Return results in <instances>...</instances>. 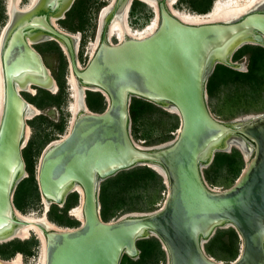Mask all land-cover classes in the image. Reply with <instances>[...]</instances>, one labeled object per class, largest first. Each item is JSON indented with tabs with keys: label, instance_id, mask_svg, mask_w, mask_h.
<instances>
[{
	"label": "water",
	"instance_id": "95a60500",
	"mask_svg": "<svg viewBox=\"0 0 264 264\" xmlns=\"http://www.w3.org/2000/svg\"><path fill=\"white\" fill-rule=\"evenodd\" d=\"M128 1L117 0L113 18ZM152 1L161 19L154 32L142 38L127 35L116 43L102 39L85 67L79 64L74 37L54 22L75 0H38L10 12L1 54L0 242L16 238L17 230L29 223L14 206V191L25 172L23 148L32 105L21 88L57 89L42 54L29 41L46 36L65 46L79 90L101 92L108 100L104 111L94 112L86 104L87 93L79 92L87 109L40 159L37 180L48 202L62 206L70 193L79 192L76 185L84 192L81 225H39L46 238V264H121L124 255L138 256L139 240L150 236L163 244L168 264H264V114L222 121L210 109L207 90L214 65L235 68L239 63L233 56L240 48L264 46V6L233 20L193 24L171 12L170 0ZM134 97L170 106L179 115L173 141L156 147L135 142ZM246 146L253 153L236 181L224 190L210 188L202 164L217 152ZM141 165L165 177L163 205L104 220L102 181ZM227 226L236 229L242 242L237 258L225 263L209 255L205 243Z\"/></svg>",
	"mask_w": 264,
	"mask_h": 264
},
{
	"label": "rangeland",
	"instance_id": "374dc122",
	"mask_svg": "<svg viewBox=\"0 0 264 264\" xmlns=\"http://www.w3.org/2000/svg\"><path fill=\"white\" fill-rule=\"evenodd\" d=\"M107 1L108 0H75L73 6L62 15V18H54V22L62 30L69 33H81L80 42L77 44L78 60L81 67H85L90 61L91 55L88 54L90 51L89 48L91 47L90 43L97 39L100 25V13ZM215 1L216 0H213L212 2V8ZM16 2L18 4L16 6L18 9H24L26 8L24 6H27L30 3V0H17ZM9 3L10 0H0V38L4 28L11 20V14L8 12ZM204 6H206V3L199 0H178L175 5L178 9L198 13H200L198 10L200 8L203 10ZM154 16H156V13L150 4L144 1L134 0L131 6V11L128 14V22L130 23V26L134 28H144L154 19ZM29 40L42 54L44 62L56 79L58 86L57 89L36 87L34 85L21 88L22 95L28 100V102L39 108V111L31 115V117L29 116L27 120L26 139L23 148L25 172L18 180L14 191V206L17 213L21 212L36 216H41L43 213H46L45 215H47L48 219L55 223L59 228H75L82 224V220L79 217L72 215L71 210L73 209V206L71 207L68 205V199L70 197H73L74 199L77 195L80 198V193L77 191L70 193L66 202L62 206L57 204L59 208L62 209L58 211L55 207V203H46L44 201L37 180L38 167L42 154L52 142L60 140L68 132V125L72 119V113L69 111V107L70 103L73 101L74 92L72 91L73 85L70 83L69 79L71 74L70 62L68 55L65 52L66 50L57 40L49 38H29ZM112 41L117 42L115 37L112 38ZM236 53L233 56V60L238 62L239 65L234 69L248 72L250 67L249 53H245L239 58H236ZM217 65L219 64L214 65V69L208 77V82ZM255 82L256 81H250V79L247 78L222 82L215 89L213 97L208 93L209 106L214 116L222 121L231 122L235 119L246 116L264 114V82L261 86ZM62 86L65 87V91H63ZM40 89L43 90L41 98L38 96ZM83 91L87 94L89 93V90L86 91L85 89H81L80 93ZM48 93L58 96L55 103L45 102L46 104L43 108H40L33 103L36 96L40 98L41 101L42 99L47 100ZM60 98L63 99L62 103L60 102L61 104H59L58 101ZM134 100L135 99L133 98V103ZM107 105L108 100L104 95L103 107H107ZM88 108L92 110L89 106ZM131 120L133 138L137 144L143 147H156L173 141L177 137L181 125L179 115L176 114L170 106H162L158 104H155V108L153 109L148 107L143 108L138 113L137 120L134 121L133 118ZM62 125H64V130L60 131V126ZM248 146L241 149L233 147L230 151L232 152L236 148L242 153L244 162L243 164L237 162V165L240 164L241 166H246L249 157L253 153L251 147L248 148ZM139 167H145V165L136 166L129 170L132 171ZM202 170L208 186L214 190L227 189L237 179V176L234 175L235 172L232 169H229L228 166L216 165L215 160L213 159L208 163H203ZM147 176L149 175L146 172H143L138 176H131L128 186L122 190L119 198L112 203L109 209L108 218L103 219L107 221H115L128 214L147 213L160 208L165 202L168 194V186L165 177L161 175L164 179L163 182L165 185L162 186L159 182H156L155 179H147ZM112 177L103 180L101 188L102 184ZM51 216H53L56 221L53 220ZM229 228L231 227L227 226L218 228L211 239L205 243L207 253L225 263L233 261L234 256L232 255L236 253L229 249L230 246L232 247L230 234H224L221 242L214 241V244H212L211 241L219 231H227ZM34 238L38 240V244L32 248L33 253H30L29 249L20 252L23 264H41L42 240L34 233L27 238H14L20 241H27ZM150 239L160 241L155 236L139 240L138 246L141 250L139 255L136 257L124 255L121 264H168V255L163 248L161 241L160 248L157 244L151 248V252L143 255L144 247L147 246L148 240ZM9 241L0 242V250L4 249V245ZM241 242L242 241L239 237L236 243L238 253L241 249ZM0 257L3 258L1 255Z\"/></svg>",
	"mask_w": 264,
	"mask_h": 264
},
{
	"label": "trees",
	"instance_id": "16d2710c",
	"mask_svg": "<svg viewBox=\"0 0 264 264\" xmlns=\"http://www.w3.org/2000/svg\"><path fill=\"white\" fill-rule=\"evenodd\" d=\"M202 1L203 3H206V6H204L203 10L200 8L198 11L200 13H205L210 11L212 9V2L213 0H199ZM245 53H249V70L248 72H242L239 70H236L232 67H229L224 64H219L217 65L215 71L211 75L209 82L207 84V90L210 96H214L215 94V89L222 83V82H229V81H235V80H242V79H250V81H256L255 83L260 85L264 82V46L261 45H252L248 44L240 48L237 53H236V58H239L240 56L244 55ZM63 87V86H62ZM63 91H65V87H63ZM41 92V94H40ZM48 99H42L41 101V96L43 95V90H39L38 98L37 96L34 98V102L38 107L43 108L44 105L46 104L45 102H51L55 103L57 101L58 96L53 95L51 93H48ZM134 103L132 102L131 104V118L134 119V121L137 120L138 113L143 109V108H155V104L153 102L147 101L142 98H137L134 97ZM59 104L62 103L63 99L60 98ZM86 101L88 106L96 112H101L106 109V107H103L104 104V95L101 92L98 91H89V93L86 96ZM133 101V100H132ZM61 102V103H60ZM178 118V116H177ZM35 124V122H34ZM64 130V125L60 126V131ZM215 164L218 166H228L229 169H232L235 172V176L237 178L240 176L242 173L243 169L245 168L244 166H241L240 164L237 165V162L243 164L244 159L243 155L238 149H234L232 152H218L214 158ZM146 172L149 176L146 178L149 179H155L156 182H159L162 186L164 185V179L163 177L156 172L153 168L151 167H139L135 168L132 171H121L118 173L117 176L112 177L105 181L102 184L101 188V203H102V217L104 219H107L109 216V209L114 203L117 198L121 195L122 190L128 186L131 176L133 175H141V173ZM77 195V194H75ZM80 198L78 195L73 199V197L68 199V205L75 207L79 203ZM55 207L58 211L62 210L59 208L57 204H55ZM53 220L56 221V219L51 216ZM224 234H230L231 236V241H232V247L230 246L229 249L233 250L234 253L232 256H234L233 260L237 258L239 255L238 253V248L236 247L237 240L239 239V234L236 231L235 228L231 227L227 231H219L215 237L212 239V244L213 242L218 241L221 242L223 239ZM157 241V243H156ZM148 240V244L146 247H144V252L143 255L146 253H149L152 251V247L158 244V247H161V243L158 240ZM226 242V241H225ZM38 244V240L34 239H29L27 241H20V240H11L4 245V249L0 250V255L5 258V259H10L13 258L17 253L24 252L27 249H29L30 253H33L32 248H34ZM227 244V243H224Z\"/></svg>",
	"mask_w": 264,
	"mask_h": 264
},
{
	"label": "bare ground",
	"instance_id": "6f19581e",
	"mask_svg": "<svg viewBox=\"0 0 264 264\" xmlns=\"http://www.w3.org/2000/svg\"><path fill=\"white\" fill-rule=\"evenodd\" d=\"M16 1L17 0H10L9 6H8L9 13L12 12L13 8H15L18 5ZM36 1L38 0H30V3L25 7L28 8L30 5L34 4ZM144 1L150 4L154 8L155 13H156V16L153 17L154 19L151 20L148 27L134 28L132 26H129V27L127 26V18H128L130 5H131V0H129L128 4H126V6L124 5L123 7L125 9L121 13H118L120 12L118 11L115 17L110 22L111 24H110L109 33H108V36L110 38L116 37L118 41L119 40L123 41L127 35H132V36H137L139 38H142V37H146L147 35H150L152 32H154L157 29V27L160 24V20H161L158 6L156 5L155 1H152V0H144ZM177 1L178 0H170L171 12L176 17L181 19L182 21L187 22V23H193V24L233 20L254 9H258L264 6V0H216L213 5V8L210 9V11L205 12V13H198V12H190V11L176 8L175 5ZM115 2L116 0H111L110 3L107 6H105L102 12L100 13V18H99L100 25L98 29L97 39L96 41L90 43L91 47L89 48L90 51L88 52V54H90L91 57L96 52L99 46V43L102 40V33L104 31L105 20L107 16L110 14V12L113 11V9H115L114 8ZM8 30H9L8 28H4V31L0 38V119L2 115V104H3V99H4V79L2 76L1 54L3 51V46H4V42H5ZM69 34H71L74 37L75 45L77 48L78 47L77 44H79L80 39H81V33H69ZM61 46L66 50L63 44ZM69 79H70V83L73 85L72 91L74 92L75 96L73 95V101L72 103H70V107H69V111L72 113V119L68 125L69 126L68 132L63 137H65L69 133L76 117L81 112H83L85 109H87V106H88L87 102H86L87 104L86 106L83 99H80V96H79L80 90L77 84L78 82L73 76L72 72L69 76ZM83 88L85 89V87ZM85 100H86V97H85ZM30 107H31L30 111L27 114L28 117L29 116L31 117V115L39 111V108H37L35 105H31ZM60 140H55L51 144L56 143ZM76 188L80 193L81 200L77 206L73 207V209L71 210V213L72 215L77 216L82 221H84V213H83L84 192L79 185H76ZM44 201L48 203V201L45 198H44ZM45 214L43 213V215L41 216H36L32 214H24V213L18 212V215L20 216V218L25 219L29 223L21 226L17 230L16 236H15V237H20V238H27L32 233L38 235V237L42 240V262L41 264H46V238H45L44 232L39 227V225H44L47 229H54V228L59 229V227L56 226L55 223L51 222L48 219L47 215ZM1 264H23L22 255L21 253H18L16 256H14L11 259L3 258L1 259Z\"/></svg>",
	"mask_w": 264,
	"mask_h": 264
},
{
	"label": "flooded vegetation",
	"instance_id": "af4514ba",
	"mask_svg": "<svg viewBox=\"0 0 264 264\" xmlns=\"http://www.w3.org/2000/svg\"><path fill=\"white\" fill-rule=\"evenodd\" d=\"M105 1V0H104ZM110 1L111 0H108L107 1V3L106 4H104V6L103 7H105V6H107L109 3H110ZM133 1L134 0H132V2H131V5H130V9H129V13H130V11H131V6H132V4H133ZM140 1H144V0H140ZM145 2V1H144ZM116 3H117V0H116V2H115V5H114V8L116 9ZM177 4V3H176ZM124 5L126 6V4H123V5H120V7H119V11L120 12H118V13H121L125 8H123L124 7ZM73 6V5H72ZM25 7V6H24ZM25 9V8H24ZM103 9V8H102ZM115 9H113V11L115 10ZM113 11H111L110 12V14L107 16V18H106V20H105V25H104V31H103V33H102V39H107L109 42H113L112 41V38H110L109 36H108V33H109V28H110V22L112 21V19H113ZM128 13V14H129ZM127 26L129 27L130 26V23L128 22V18H127ZM106 33V34H105ZM106 36H105V35ZM46 37V36H45ZM45 37H43V39H45ZM116 38V37H115ZM110 39V40H109ZM55 40V39H54ZM116 41H118L117 40V38H116ZM120 41V40H119ZM113 43H115V42H113ZM66 52V51H65ZM87 102V101H86Z\"/></svg>",
	"mask_w": 264,
	"mask_h": 264
},
{
	"label": "built area",
	"instance_id": "2783aa9c",
	"mask_svg": "<svg viewBox=\"0 0 264 264\" xmlns=\"http://www.w3.org/2000/svg\"><path fill=\"white\" fill-rule=\"evenodd\" d=\"M149 25V24H148ZM148 25L146 27H148ZM145 28V27H144Z\"/></svg>",
	"mask_w": 264,
	"mask_h": 264
}]
</instances>
